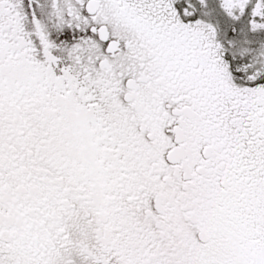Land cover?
Returning a JSON list of instances; mask_svg holds the SVG:
<instances>
[{
    "label": "snow or ice",
    "instance_id": "1",
    "mask_svg": "<svg viewBox=\"0 0 264 264\" xmlns=\"http://www.w3.org/2000/svg\"><path fill=\"white\" fill-rule=\"evenodd\" d=\"M0 264H264V0H0Z\"/></svg>",
    "mask_w": 264,
    "mask_h": 264
}]
</instances>
